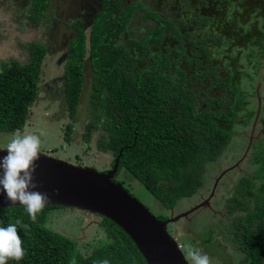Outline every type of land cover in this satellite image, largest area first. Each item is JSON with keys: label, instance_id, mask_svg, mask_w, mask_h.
Segmentation results:
<instances>
[{"label": "trees", "instance_id": "trees-1", "mask_svg": "<svg viewBox=\"0 0 264 264\" xmlns=\"http://www.w3.org/2000/svg\"><path fill=\"white\" fill-rule=\"evenodd\" d=\"M243 1L264 15V0ZM34 2L39 17L45 16L50 0ZM141 5L100 0L87 32L81 19L70 25L75 33L67 41L61 74L69 115L64 137L70 140L76 112L85 105L81 110L86 115L84 143H90L92 134L98 131L95 145L102 155L111 153L109 168L121 150L114 177L124 170L159 203L171 208L199 189L207 165L218 160L242 131L235 129L236 125L245 129L251 122L256 111V103L250 107L252 82L264 69V24L247 30L239 24L231 28L224 24L219 32L202 35L199 31L209 28L210 15L191 11L183 3L181 15L164 17L142 5L144 18L155 22L135 36L127 25L133 10ZM224 36L240 42L252 71L242 67L237 55L220 48ZM46 50L43 42L31 41L27 60H7L0 65V132L23 131L29 106L42 89L39 80ZM86 64L92 87L84 93ZM220 67H226V71L221 73ZM244 77H248L250 88L244 86ZM257 147L250 160L264 173L261 139ZM257 180L263 181L258 184ZM263 184L264 174L239 177L224 209L230 221L218 217L228 228L226 237L232 249L245 258L246 264H264V196L259 193ZM255 187L258 189L253 190ZM56 207L60 206L45 205L35 221L24 205L0 207V226L17 219L29 226L27 230L18 226L25 256L20 261L10 259L7 264H97L105 259L110 264H147L128 234L105 217L100 225L106 239L81 252L77 240L47 225L50 210ZM241 209L245 211L236 213ZM211 238L208 234L206 242ZM189 243L181 242L183 249L194 244Z\"/></svg>", "mask_w": 264, "mask_h": 264}, {"label": "rangeland", "instance_id": "rangeland-1", "mask_svg": "<svg viewBox=\"0 0 264 264\" xmlns=\"http://www.w3.org/2000/svg\"><path fill=\"white\" fill-rule=\"evenodd\" d=\"M125 1L126 4L132 1L141 2L144 7L156 11L164 17L175 14L176 16L177 14L181 15L179 8H181L180 5L185 3L190 6L189 10L191 11L196 9L199 14L210 15L211 23L209 28L199 31V34L202 35H213V30L219 32L224 24L230 25V28L239 24L245 30L248 28H259L258 25L264 24V15L259 10H256V8H248L243 0H229V2L219 4H216L212 0ZM99 2L100 0H50L48 7L44 11L45 16L39 17V14H37L38 5H36L37 2H34V0H0V65L7 60H27L25 57L29 55V44L31 41L37 40L45 44L47 50L42 61V72L40 73L39 80V86L42 89L39 90L37 97L29 106L28 118L23 130L26 129L41 135V150L43 152L72 163L80 164L82 162L84 165L87 164L93 166L96 170L103 171L109 168L110 163L105 162L106 156H109V154L105 152L101 156V152L98 151L95 145L99 132L95 131L92 134L90 143H84L85 140L82 132L83 119L86 115L81 110L84 109L85 105H82L78 112H76L70 140L64 137L66 124L69 123V115L65 108L63 83L60 79L67 55L66 43L72 33L71 23L77 18L83 19V25L87 32L91 23V17L99 8ZM142 5L133 10L130 23L127 25L129 32L135 36L142 35V32L151 27L155 22L151 18H144V8ZM243 15L247 19L245 22H243ZM220 48L224 51H231L234 56L237 55L241 63H243L242 67L247 71H252V64L248 62L240 42L230 37L225 38L224 36ZM224 54H222L223 57ZM225 60L226 58L224 57ZM214 62H217V60L214 59ZM87 67L88 65L86 64L84 79L88 80L89 74L87 72H90V70ZM219 71L221 73L225 72L226 67H220ZM258 79L259 74L255 76V81L253 80L252 82L254 88ZM243 81L244 86L250 88L247 85L250 82L248 77H244ZM262 90H264V84ZM86 92L87 90L84 91V93ZM261 99L263 105L264 93L261 94ZM254 103H256V97L251 100L250 107L254 106ZM79 104H83V102ZM261 108H263L261 113L263 119L259 121L258 125L264 130V107ZM235 129L243 130L244 128L241 125H236ZM245 129L249 130V125ZM235 137L237 139H233L230 142L217 162L215 164L212 163L210 166L207 165L209 176H215L219 171L234 162L235 154L238 153L234 150L238 147V139L241 138L239 136ZM10 139L11 134L0 132V146L8 143ZM248 163L244 164L243 162L244 170H248L250 175L264 174L257 170L262 167L257 168V164L253 163L252 160L248 159ZM118 177L124 179L123 187L137 197L156 216L164 215L169 217L172 211L174 214H177L180 209L186 207V205H190L197 198L196 195L182 198L176 204H179L178 207L175 205L169 209L160 204L141 182L131 175L126 176L124 170H121ZM239 177L240 174H235V171L227 173V177L222 180L220 189L217 191L218 194L225 196L232 194L234 182ZM262 181L257 180V183L260 184ZM256 189L258 187H255L253 190ZM259 193L264 196V184L259 189ZM50 211L47 225L77 240V245L81 252L90 250L98 241L106 239V231L100 225L99 216L73 208H62L61 206L52 208ZM223 214L220 213L219 216L222 217ZM177 222V229L181 231H176L177 234L176 236L174 235L177 240L185 245L193 241L194 244L190 247L207 253L211 258L212 264H246L245 258L232 249L230 241L224 238L226 236L222 233V236L219 235L220 230L223 229L222 224L220 225L215 220L211 222L213 223V239L210 242H206L210 228L206 216L203 218L199 214H193L186 221L179 220ZM171 225H168V230L171 234H174L175 228ZM185 245H183V248ZM190 247L183 249L186 257L189 258Z\"/></svg>", "mask_w": 264, "mask_h": 264}, {"label": "water", "instance_id": "water-1", "mask_svg": "<svg viewBox=\"0 0 264 264\" xmlns=\"http://www.w3.org/2000/svg\"><path fill=\"white\" fill-rule=\"evenodd\" d=\"M261 81L262 72L258 79L259 83ZM257 102L253 125L256 124L260 113L262 101L259 96ZM251 138L252 136L249 137L244 155L251 144ZM6 154V150H0V157ZM120 154L121 150L111 168L101 171L93 166L72 163L40 150L39 159L36 161L38 167L34 173V182L38 186L35 190L48 193L49 200L45 205L73 208L109 219L128 234L147 264H189L175 237L169 233L167 224L185 217L199 206L194 205L166 219L157 217L122 184L112 179ZM225 171L216 178L213 191ZM11 205L22 204L11 202L0 193V207Z\"/></svg>", "mask_w": 264, "mask_h": 264}, {"label": "clouds", "instance_id": "clouds-1", "mask_svg": "<svg viewBox=\"0 0 264 264\" xmlns=\"http://www.w3.org/2000/svg\"><path fill=\"white\" fill-rule=\"evenodd\" d=\"M41 144L40 134L26 129L23 131L18 129L11 134L8 143L0 146V150L7 151L6 155L0 157V170H2L0 171V193H3L11 202H19L24 205L32 221L36 220L37 214L42 211L49 200L48 193L35 190L38 186L34 182V173L38 167L36 161L40 156ZM227 197L232 196L230 194ZM222 213L226 214L224 209ZM18 226L24 230L29 227L19 219L15 223H9L6 227L0 226V264H7L10 259L20 261L25 256ZM169 233L171 232L169 231ZM172 235L176 236L175 233ZM175 239L178 247L182 250V244L176 237ZM188 254L191 259L184 253L189 264H212L209 255L199 249L190 247ZM97 264H110V262L105 259Z\"/></svg>", "mask_w": 264, "mask_h": 264}, {"label": "flooded vegetation", "instance_id": "flooded-vegetation-1", "mask_svg": "<svg viewBox=\"0 0 264 264\" xmlns=\"http://www.w3.org/2000/svg\"><path fill=\"white\" fill-rule=\"evenodd\" d=\"M92 17H91V19H92ZM78 19H81V18L75 19L71 24H73L74 22H76V20H78ZM81 20H82V25H83L84 20L83 19H81ZM74 33L75 32L72 29V33L70 34L69 38L72 35H74ZM260 72H262V81H261V83L257 82V84H256V86L254 88V97H256V108L258 106L257 105L258 104V102H257L258 96L261 98V94L264 93V90H262V86H263L262 82H263V78H264L263 69H260L259 76H260ZM87 73L89 74L88 80L87 79H84V76H83L82 92H84L86 90L88 92V90H91V87H92V77H91V73L90 72H87ZM85 74L86 73H84V75ZM60 79L62 80V83H64L63 78H62V75H61ZM261 101H262V99H261ZM262 103L263 102H261V107H264V104L262 105ZM261 113H262V108H260V113H259V116H258V119H257V122H256L255 125H253V123H252L254 116L252 117L251 122L248 124L249 125V130L243 129L242 131L237 132L236 136H239L241 138L238 139V142H237L238 147H236V149L234 150L235 152H238L237 154L234 153L236 155L235 158H234V162L231 165L225 167V169L219 171V173L216 174L215 176H209L208 175V171L206 170L205 177H204V181H203L202 185L193 194V195H196L197 196L196 200L192 201V203L190 205H188V206L186 205V207L180 209L179 210V213L184 212L185 210L193 207L194 205H198L199 207L196 210H194L191 213H189L188 215H186L185 217H181L180 219H178V220H176L174 222H169L167 224V228H168V225L172 224L171 226H174V228H175V232L174 233L177 234L176 231L177 232H181V231H179L177 229V226H176V222L177 221H179V220L186 221L193 214H199L203 218H204V216H206V218H207V220L209 222V226H210L209 231H208V234H210L211 237H212V233H213V223H211V222H213V220H215L220 225L222 224L220 222V219L218 217H219V214L222 213V210L225 209V207L228 205V201H229L228 200L229 197H227V196H225L223 194H220L219 195L218 192H217L220 189V185L222 184V180L227 177V173H229L230 171H235V174H240V177L241 176H247V177L252 176V175H250V172L248 170H246V171L244 170V164L245 163H248V159L250 160V155L257 150L255 148L257 147V144L260 142V139H261V142L264 141V130H262L261 127H260V125H258L259 124V121L263 119ZM250 136H252V138H251L252 139L251 140V144H250V146H249V148L247 150V153L244 155L245 149H246V147L248 145V141H249V137ZM244 137H246V140L244 139ZM236 139H237V137L235 138V140ZM252 149H254V151H252ZM111 158H112V155L110 153L109 156L108 155L106 156V161L105 162H109L110 163ZM216 162H217V160L209 163L208 165L210 166V165H212V163L215 164ZM236 162H239V163L237 165H235ZM243 162H244V164H243ZM231 166H232V168L229 169V167H231ZM224 170H226L225 173L218 179L217 184H216V187H215V189L213 191V185H214V182H215L216 178ZM120 173H121V171L117 175L119 176ZM117 175L115 177L113 176L112 179L114 181H116V182L121 183V181H123L124 179L122 177L119 178ZM235 183H236V181L234 182V184ZM245 195L246 196H250L249 193H246ZM177 202H176V204H177ZM178 205H176V206L178 207ZM61 207L62 208H67V207H63V206H61ZM171 208H173V207H171ZM244 211L245 210L241 209V210H237L236 213L238 212V214H240V212H244ZM80 213L82 214V212H80ZM172 213H173V211L170 213V216L169 217L175 216V215L179 214V213H177V214H174V213L172 214ZM96 216H98V215H96ZM222 217H226V220L227 221H230V219H231V216H228L227 214H223ZM101 218L102 217H100V219ZM167 218H168V216H167ZM227 229L228 228L225 229V226L223 225V229L220 230L219 235L222 236V234H223L225 236H228V234H227L228 233V230ZM224 238L227 239V237H224ZM212 239L213 238H211V240Z\"/></svg>", "mask_w": 264, "mask_h": 264}, {"label": "crops", "instance_id": "crops-1", "mask_svg": "<svg viewBox=\"0 0 264 264\" xmlns=\"http://www.w3.org/2000/svg\"><path fill=\"white\" fill-rule=\"evenodd\" d=\"M99 4H100V2H99Z\"/></svg>", "mask_w": 264, "mask_h": 264}]
</instances>
